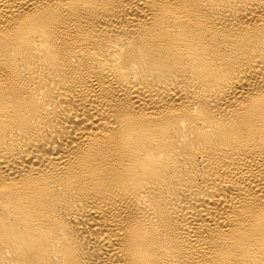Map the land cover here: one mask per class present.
Masks as SVG:
<instances>
[{"label":"bare ground","instance_id":"1","mask_svg":"<svg viewBox=\"0 0 264 264\" xmlns=\"http://www.w3.org/2000/svg\"><path fill=\"white\" fill-rule=\"evenodd\" d=\"M0 264H264V0H0Z\"/></svg>","mask_w":264,"mask_h":264}]
</instances>
